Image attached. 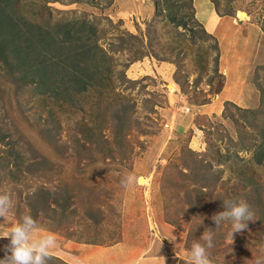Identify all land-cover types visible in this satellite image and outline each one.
I'll return each mask as SVG.
<instances>
[{
	"label": "rangeland",
	"instance_id": "obj_1",
	"mask_svg": "<svg viewBox=\"0 0 264 264\" xmlns=\"http://www.w3.org/2000/svg\"><path fill=\"white\" fill-rule=\"evenodd\" d=\"M0 5L23 29L28 23L60 35L57 26L74 22L95 32L91 43L107 76L89 91L61 86L48 97L38 80L21 82L0 61V194L13 200L0 217V258L10 243L5 235L31 214L33 238L56 236L48 264L93 257L86 246L113 245L134 253L127 264L139 257L189 264L205 228L215 233L211 264H264V65L253 72V106L227 102L218 113H201L222 90L237 36H247L249 26L264 35V0ZM127 174L134 186L122 185ZM229 199L247 201L254 212L232 242L230 225L211 219Z\"/></svg>",
	"mask_w": 264,
	"mask_h": 264
},
{
	"label": "trees",
	"instance_id": "obj_2",
	"mask_svg": "<svg viewBox=\"0 0 264 264\" xmlns=\"http://www.w3.org/2000/svg\"><path fill=\"white\" fill-rule=\"evenodd\" d=\"M18 24L11 14L0 8V61L11 65L21 82L38 80L37 88L43 90L40 94L48 97H55L61 86L66 91L73 87L83 93L104 85L105 64L102 56L98 57L99 48L91 43L95 32L78 29L76 23L71 22L57 26L56 29L63 32L55 33L58 36L54 38L55 35L41 27L31 28L27 23L23 29ZM84 24L80 21L78 25ZM55 73L59 74L58 79H52Z\"/></svg>",
	"mask_w": 264,
	"mask_h": 264
},
{
	"label": "clouds",
	"instance_id": "obj_3",
	"mask_svg": "<svg viewBox=\"0 0 264 264\" xmlns=\"http://www.w3.org/2000/svg\"><path fill=\"white\" fill-rule=\"evenodd\" d=\"M121 183L125 187L134 186L136 177L124 175ZM13 209L10 194H0V217H5ZM254 212L251 205L242 199L223 201V210L211 217L216 226L229 224L227 239L232 242L233 234L247 228V222L253 220ZM202 217L199 224L202 223ZM37 219L31 214L24 215L5 235L9 237L6 255L0 258V264H48L50 250L57 246L54 233H47L39 238H33L37 231ZM200 235L199 240L193 242L189 252V264H211L209 250L214 247L215 233L212 228ZM257 264H260L258 261Z\"/></svg>",
	"mask_w": 264,
	"mask_h": 264
},
{
	"label": "crops",
	"instance_id": "obj_4",
	"mask_svg": "<svg viewBox=\"0 0 264 264\" xmlns=\"http://www.w3.org/2000/svg\"><path fill=\"white\" fill-rule=\"evenodd\" d=\"M246 34L247 36H237V42L240 44L238 49L229 46L231 54H228L225 58L226 64L224 65L225 83L214 100L201 108V113H218L227 102L241 108H248L255 104L256 89L252 83V76L255 67L264 65V35H261L255 28L250 26L246 29ZM253 38H255V42L251 43ZM245 42L247 43L246 46ZM179 127L186 128V124L181 121ZM183 128L179 129L183 131ZM89 247L92 250L90 254L93 257L88 256L86 259H82L81 254H71L70 264H88L89 260H92L93 264H98L96 256H99L101 263L105 262V264H127V262L134 260V253L129 250L125 252V255L118 253L119 246L116 245L106 248L86 246V249H89ZM109 253H113L114 257L108 256ZM122 257L123 260L120 262ZM147 261L146 257H139L131 264H149Z\"/></svg>",
	"mask_w": 264,
	"mask_h": 264
},
{
	"label": "bare ground",
	"instance_id": "obj_5",
	"mask_svg": "<svg viewBox=\"0 0 264 264\" xmlns=\"http://www.w3.org/2000/svg\"><path fill=\"white\" fill-rule=\"evenodd\" d=\"M240 16H242V17H243V15H242V14H240Z\"/></svg>",
	"mask_w": 264,
	"mask_h": 264
},
{
	"label": "built area",
	"instance_id": "obj_6",
	"mask_svg": "<svg viewBox=\"0 0 264 264\" xmlns=\"http://www.w3.org/2000/svg\"><path fill=\"white\" fill-rule=\"evenodd\" d=\"M186 111H188V108H186Z\"/></svg>",
	"mask_w": 264,
	"mask_h": 264
}]
</instances>
